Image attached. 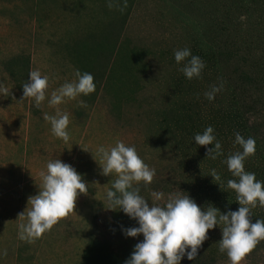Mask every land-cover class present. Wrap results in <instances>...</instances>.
<instances>
[{"label":"rangeland","instance_id":"1","mask_svg":"<svg viewBox=\"0 0 264 264\" xmlns=\"http://www.w3.org/2000/svg\"><path fill=\"white\" fill-rule=\"evenodd\" d=\"M11 1L0 0L1 13ZM259 1L263 0H127L123 11L120 9L125 0H76L71 2L74 5L62 6L63 10H73L74 21L80 26L88 24L89 35H99L106 26L105 48L111 59L110 80L106 79V91L110 93L106 101V136L98 137L99 142L87 147L86 136L90 134L82 129L79 133V173L92 195L81 198L79 240H74V254L71 249L64 250L62 260L58 255L57 260L49 261L46 254L52 247L48 241L35 240L37 244L31 248L34 251L28 255L25 254L27 241L22 240L26 243L17 250V260L7 259L0 264H125L130 259L134 246L144 237L143 234L126 236L127 228L139 227L137 220L122 209L107 208V191L114 190L112 184L118 176L102 174L97 149L101 146L110 149L118 141L134 146L140 158L155 169V176L150 184L141 181L133 187L139 188V195L149 205H165L172 191L170 180L162 178L169 175L176 160L175 118L179 114L187 115L190 105L186 100L198 96L199 89L204 91L205 87L201 75L188 79L180 71L191 57L177 63L174 53L185 48L205 50V33L213 32L208 26L223 20L238 19L241 15L264 20L262 6L255 9ZM109 3L112 8L108 7ZM0 27H3L1 21ZM91 44L98 46L97 41ZM104 180L111 184L106 193L100 183ZM153 192L163 193V198L154 201ZM77 243L80 259L76 254ZM5 246L6 241L0 240V252ZM200 263L231 264L226 251H219V240L206 244L204 241L193 260L185 255L180 261V264ZM241 264H264V240Z\"/></svg>","mask_w":264,"mask_h":264},{"label":"crops","instance_id":"2","mask_svg":"<svg viewBox=\"0 0 264 264\" xmlns=\"http://www.w3.org/2000/svg\"><path fill=\"white\" fill-rule=\"evenodd\" d=\"M71 2L12 0L3 13L0 10L3 24L0 27V85L11 93L0 94V240L6 241L0 261H16L17 250L26 243L19 238L18 225L27 223L26 213L31 207L28 200L38 194L39 174L47 171V163L59 159L79 173L81 129L90 134L86 136L87 147L94 146L98 137L106 136V101L110 98L106 79L110 78L111 68L110 52L105 48L106 26L99 35H89L87 23L80 26L75 22L73 10L62 9L64 4L74 5ZM92 41H97L98 46H93ZM33 70L49 77L45 100L39 107L35 106L34 98H23V84L29 82V73ZM76 70L92 74L96 90L50 106L53 91L77 80ZM79 101H84L86 107H81ZM57 108L69 114L67 143L53 134L51 123L44 119L45 113L55 116ZM100 183L105 193L108 186L111 189L105 180ZM91 195L89 191L86 195L80 194L75 211L36 239L51 244L47 260H57L58 255L62 260L64 250L71 249L74 254V240H79L81 198ZM24 211L22 220L19 214ZM35 244L37 241L27 242L25 254H31ZM76 254L80 255L78 243Z\"/></svg>","mask_w":264,"mask_h":264},{"label":"clouds","instance_id":"3","mask_svg":"<svg viewBox=\"0 0 264 264\" xmlns=\"http://www.w3.org/2000/svg\"><path fill=\"white\" fill-rule=\"evenodd\" d=\"M109 8L113 5L109 3ZM127 7L125 0L123 11ZM177 63L191 57L188 63L180 69L186 78L200 77L205 67L200 57L192 55L190 49L175 51ZM77 80L66 82L60 88L53 91L50 106H57L65 101L72 100L83 94L85 96L96 90L94 77L88 72L81 74L75 71ZM49 87V77L42 76L39 70L29 73V82L23 84V98H34L35 106L39 107L45 100L46 90ZM213 86L212 90L205 93L209 100L215 98V93L222 89ZM0 94L10 95L9 89L0 85ZM81 107H86L84 101H79ZM44 119L51 123L53 134L69 140L67 127L70 123L69 114L61 113L57 108L55 116L44 114ZM213 127L208 126L203 134L197 133L194 140L197 145L207 146L214 143V147L207 148V155L215 160L222 155L221 144L213 135ZM235 143L240 145L243 151H237L227 160L228 170L234 177L239 178L227 181V187L237 193V202L240 207L236 211L227 213L209 205L202 210L188 195L179 193L169 195L165 205L156 203L149 205L148 201L139 195V188L133 187L134 183L143 181L150 184L155 176V169L150 168L137 154L135 147L126 146L118 141L116 146L106 149L101 146L97 149L101 160L102 174H116L118 178L113 182L112 189L107 191L109 201L108 209H122L130 218L137 220L139 227H130L125 230L126 236L136 237L143 234V241L134 246V251L125 264H180L181 259L187 255L193 260L198 249L208 238V230L217 225H223L222 239L219 240V251L227 253L231 264H241L256 248L258 243L264 240V220L251 221V208L257 206V201L264 207V183L256 180L254 173L246 172L244 161L255 154V139H245L239 132L235 134ZM87 150L86 148H83ZM95 159V158H94ZM96 160V159H95ZM97 161V160H96ZM47 171H41V183L39 192L31 196L27 210V223H20L19 238L29 243L52 229L60 220L67 218L75 211L76 201L80 194H87L88 187L82 176L70 164L59 159L47 163ZM213 181H219L220 175L215 169L209 174ZM220 188L221 185L219 184ZM222 190V189H221ZM163 193L153 192L154 201L163 198ZM25 211L19 214L23 220ZM190 248V251L188 249ZM6 254V253H5Z\"/></svg>","mask_w":264,"mask_h":264},{"label":"trees","instance_id":"4","mask_svg":"<svg viewBox=\"0 0 264 264\" xmlns=\"http://www.w3.org/2000/svg\"><path fill=\"white\" fill-rule=\"evenodd\" d=\"M256 4V10L262 6L264 11V0ZM261 19L241 15L238 19L208 26L213 32L205 33V50L191 48L192 55L200 57L205 64L201 72L205 87L204 91L199 89L198 96L186 100L190 105L187 115L179 114L175 118L176 160L172 171L162 180H170L172 194L188 195L202 210L212 205L227 213L240 207L237 193L227 187L229 179L239 182V178L232 175L226 163L230 155L243 151L235 143L237 132L245 139H255V154L245 159L244 169L264 183V20ZM221 84L223 87L215 93V98L207 99L205 93ZM199 85L198 82L197 89ZM208 126L213 127V135L223 153L215 160L206 156L207 148L214 147L215 141L213 145L201 146L194 140ZM212 169L220 175L219 181H213L209 175ZM251 215L253 223L264 220V207L258 201L251 208ZM220 227L223 225L208 230L205 244L222 239Z\"/></svg>","mask_w":264,"mask_h":264}]
</instances>
